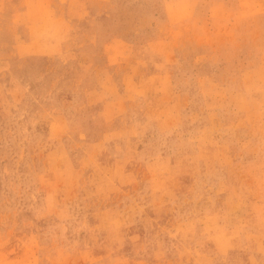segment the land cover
Wrapping results in <instances>:
<instances>
[{"label": "rangeland", "instance_id": "rangeland-1", "mask_svg": "<svg viewBox=\"0 0 264 264\" xmlns=\"http://www.w3.org/2000/svg\"><path fill=\"white\" fill-rule=\"evenodd\" d=\"M0 264H264V0H0Z\"/></svg>", "mask_w": 264, "mask_h": 264}]
</instances>
